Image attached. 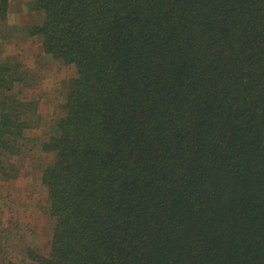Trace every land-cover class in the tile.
I'll use <instances>...</instances> for the list:
<instances>
[{"label":"trees","instance_id":"1","mask_svg":"<svg viewBox=\"0 0 264 264\" xmlns=\"http://www.w3.org/2000/svg\"><path fill=\"white\" fill-rule=\"evenodd\" d=\"M11 1L0 38L75 67L41 142L52 235L22 261L264 264V0H28L35 20L15 26ZM3 48L0 181H14L43 118ZM12 243L1 264H19Z\"/></svg>","mask_w":264,"mask_h":264},{"label":"rangeland","instance_id":"2","mask_svg":"<svg viewBox=\"0 0 264 264\" xmlns=\"http://www.w3.org/2000/svg\"><path fill=\"white\" fill-rule=\"evenodd\" d=\"M28 0H12L10 24H23L35 20L28 12ZM15 26V25H14ZM7 26L4 25L3 31ZM19 36V35H17ZM4 56L18 57L30 69V75L37 87L28 90L29 97L40 100L43 123L28 132L30 138L28 155L29 175L14 181H0V240L16 250L19 264H33L22 261L24 244H34L41 250L48 248L54 220L45 210L46 190L40 183L42 168L52 156L44 152L41 142L48 137V124L62 112L61 102L66 93L69 79L75 74V67L67 65L45 54L42 43L37 38H11L2 40ZM9 231H13L8 235ZM8 235V237H7ZM21 249V250H20ZM3 256L0 253V264Z\"/></svg>","mask_w":264,"mask_h":264}]
</instances>
